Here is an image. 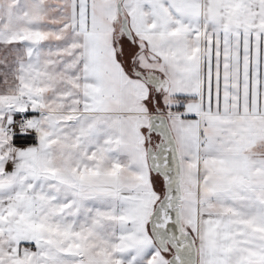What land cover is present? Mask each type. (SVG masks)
Segmentation results:
<instances>
[{
    "label": "snow or ice",
    "instance_id": "obj_1",
    "mask_svg": "<svg viewBox=\"0 0 264 264\" xmlns=\"http://www.w3.org/2000/svg\"><path fill=\"white\" fill-rule=\"evenodd\" d=\"M0 264H264V0H0Z\"/></svg>",
    "mask_w": 264,
    "mask_h": 264
}]
</instances>
